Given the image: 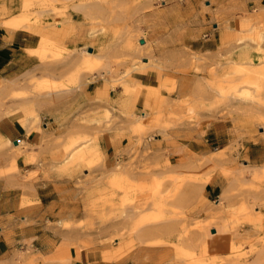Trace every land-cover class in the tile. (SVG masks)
<instances>
[{"label": "rangeland", "instance_id": "obj_1", "mask_svg": "<svg viewBox=\"0 0 264 264\" xmlns=\"http://www.w3.org/2000/svg\"><path fill=\"white\" fill-rule=\"evenodd\" d=\"M213 6L214 0H0V26L41 29L52 40L36 57L38 68L0 82V180L20 184L23 208L38 202L31 197L37 186L61 187L64 205L45 226L62 242L46 262L71 264L74 248L115 264H264V163L245 158L249 143L264 139V23L258 10L216 22V52H194L188 43L203 42L194 30L207 21L213 31ZM169 44L175 50L161 59L166 53L159 49ZM139 74L156 80V88H146L148 98L159 97L149 115L135 110L130 94L141 89L132 83ZM183 78L184 97L177 84ZM88 82L103 85L93 110L76 114L64 134L45 131L46 115L59 114L63 103L70 114L72 97ZM217 120L234 138L209 155L171 166L147 147L155 133H185ZM104 133L129 137L132 148L108 162L97 147ZM45 155L56 164L41 163ZM18 159L32 169L24 172ZM213 175L221 189L207 197Z\"/></svg>", "mask_w": 264, "mask_h": 264}, {"label": "crops", "instance_id": "obj_2", "mask_svg": "<svg viewBox=\"0 0 264 264\" xmlns=\"http://www.w3.org/2000/svg\"><path fill=\"white\" fill-rule=\"evenodd\" d=\"M214 11L212 14L211 24L213 31L210 30L208 22L201 23L199 28L194 30V35H199L203 42L199 44L188 43L187 47L199 53L214 54L217 50L216 42V22L230 20H240L246 18L247 13L250 15L251 10L260 12V22L264 23V0H214ZM210 19V17H208ZM207 20V19H206ZM23 30H13L0 26V82L12 81L23 74L29 73L40 66L39 57L29 52L38 46V36ZM91 51H93L90 48ZM168 56V52L175 50L172 45H166L165 48L159 49ZM145 61V60H144ZM188 79H182L177 84L180 85L182 96L189 94ZM133 85L140 86L138 95L130 93L133 97L134 108L138 112H146L148 115L155 110L159 97L148 98L146 88H156L155 76L150 74H139L133 77ZM102 84L88 82L81 86L72 97L68 107L72 110L67 114L65 103L61 104L60 113L46 115L48 123L43 128L45 131L60 130L64 134L71 129L72 118L85 111L89 113L93 110L94 97L103 94L101 91ZM121 90L118 91L114 98L117 103L122 99ZM183 96V97H184ZM188 96V95H187ZM148 105V107H146ZM148 124V123H147ZM83 130V129H80ZM86 130H88L86 128ZM232 129L223 127L220 120L209 123H201L197 129H188L185 133H176L178 130H168L164 134L155 133V139L147 144L157 154H163L167 157L171 166L179 164L181 158L193 159L194 157H203L209 155L212 150L218 151L224 142L234 138ZM22 136V140L27 144H32L33 140ZM12 141L14 140V137ZM129 137L118 136L116 134L104 133L98 137L97 147L99 152L105 156L108 162H115L116 153L124 148H132ZM251 146L247 149L245 158L249 164L257 165L264 163V139L257 143H249ZM247 145V146H249ZM55 157V156H54ZM45 166L51 163L56 164L55 159L50 156H43L40 160ZM23 168L24 172H29L32 168L25 166L24 160L18 159L17 166ZM49 184L37 186L31 196L36 197L37 201L31 207L23 208L21 206L27 193L21 188L20 184L14 177L0 180V264H28L33 257V264H57L49 263L51 257L56 254L60 246L61 235L48 229L46 221L51 222V214L58 213L64 205L58 195V188ZM221 189L220 182L216 176H212L210 181L204 186V193L207 197H212ZM30 194V193H29ZM30 197V198H31ZM30 253L26 254V248ZM72 259L71 264H115V262L103 261L98 252L77 253L74 248L70 249ZM30 263V262H29Z\"/></svg>", "mask_w": 264, "mask_h": 264}, {"label": "bare ground", "instance_id": "obj_3", "mask_svg": "<svg viewBox=\"0 0 264 264\" xmlns=\"http://www.w3.org/2000/svg\"><path fill=\"white\" fill-rule=\"evenodd\" d=\"M41 30V29H40ZM35 31V32H33L34 34H38L40 37H41V40H40V43H39V45L37 46V48L36 49H34V50H31V51H29L30 53H33V54H35V55H37V56H39V57H43V55H44V53L45 52H47L48 50H47V46H51V43H50V41H52V40H50V35L48 36L47 35V33L46 32H41V31ZM31 35V34H30ZM52 39H54V38H52ZM55 41V40H54ZM53 41V42H54ZM142 42V41H141ZM141 42H140V44H141ZM142 44H143V42H142ZM49 46V47H50ZM48 47V48H49ZM41 60V59H40ZM256 70H254L253 72H255ZM156 138V137H155ZM14 144L16 145V142H14ZM185 232V231H184ZM183 233V232H182ZM184 234V233H183ZM184 236V235H183ZM182 237V236H181ZM188 241V240H187ZM194 241V240H193ZM191 242V241H190Z\"/></svg>", "mask_w": 264, "mask_h": 264}, {"label": "water", "instance_id": "obj_4", "mask_svg": "<svg viewBox=\"0 0 264 264\" xmlns=\"http://www.w3.org/2000/svg\"><path fill=\"white\" fill-rule=\"evenodd\" d=\"M141 44H142V42H141ZM89 52L91 51V50H88Z\"/></svg>", "mask_w": 264, "mask_h": 264}]
</instances>
